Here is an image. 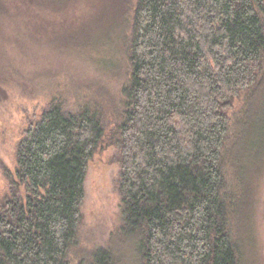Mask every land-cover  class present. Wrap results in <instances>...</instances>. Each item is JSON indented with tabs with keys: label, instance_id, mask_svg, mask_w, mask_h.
<instances>
[{
	"label": "trees",
	"instance_id": "1",
	"mask_svg": "<svg viewBox=\"0 0 264 264\" xmlns=\"http://www.w3.org/2000/svg\"><path fill=\"white\" fill-rule=\"evenodd\" d=\"M106 27L94 42L125 46L119 106L54 97L24 130L0 196V264H241L245 192L228 193L224 153L235 102L263 78L264 0H128ZM105 142L120 151L122 225L72 263L88 162Z\"/></svg>",
	"mask_w": 264,
	"mask_h": 264
},
{
	"label": "rangeland",
	"instance_id": "2",
	"mask_svg": "<svg viewBox=\"0 0 264 264\" xmlns=\"http://www.w3.org/2000/svg\"><path fill=\"white\" fill-rule=\"evenodd\" d=\"M125 1L70 0L59 8L45 0H2L0 196L7 191L8 171H15L17 144L24 130L40 117L52 98L61 96L68 107H74L84 95L99 99L102 95L108 106H119L125 79L123 40L94 39ZM74 34L87 36L88 43L77 44ZM231 115L224 153L225 186L233 198L235 192L237 196L239 191L245 192L233 232L242 251L241 264H264V74L247 103L244 95L237 99ZM110 119L108 131L113 126ZM104 144L88 162L72 263L80 251H94L107 244L122 225L120 151L113 144Z\"/></svg>",
	"mask_w": 264,
	"mask_h": 264
}]
</instances>
